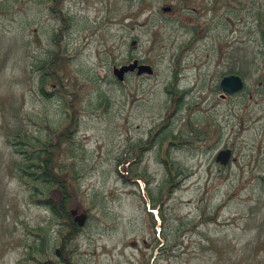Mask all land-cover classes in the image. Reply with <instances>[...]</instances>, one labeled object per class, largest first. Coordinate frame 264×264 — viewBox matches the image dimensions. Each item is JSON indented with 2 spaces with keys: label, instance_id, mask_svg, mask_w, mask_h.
Segmentation results:
<instances>
[{
  "label": "rangeland",
  "instance_id": "374dc122",
  "mask_svg": "<svg viewBox=\"0 0 264 264\" xmlns=\"http://www.w3.org/2000/svg\"><path fill=\"white\" fill-rule=\"evenodd\" d=\"M218 3L210 11L211 0H65L72 60L57 92L74 99L78 116L71 215L84 212L85 222L62 254L53 247L52 263L264 264V95L256 85L264 30L262 38L239 0ZM111 8L128 17L105 21ZM55 26L46 0L0 21V264H36L26 247L50 216L16 178L6 137L64 121L60 99L38 92L32 65ZM104 38H118L111 54ZM134 58L153 73L109 84L113 65ZM232 69L246 89L222 97L218 82ZM226 147L232 154L221 165L215 155Z\"/></svg>",
  "mask_w": 264,
  "mask_h": 264
},
{
  "label": "trees",
  "instance_id": "16d2710c",
  "mask_svg": "<svg viewBox=\"0 0 264 264\" xmlns=\"http://www.w3.org/2000/svg\"><path fill=\"white\" fill-rule=\"evenodd\" d=\"M257 1L244 0V2H241L239 0V4L244 3V8L252 14L254 27L260 31L263 38L264 0ZM34 2L36 0H0V21L12 20L15 15L19 14L20 8L28 4L33 5ZM64 2L65 0H46L50 13L56 16V26L49 33V43L44 54L38 61L32 62L34 70L38 72V92L44 97L52 99L58 97L61 100H59V103L63 107L62 114L64 117L62 120L64 121H61L58 127L47 125L48 128L38 132L37 135L34 134V131L29 132L25 129L12 128L13 130L9 131L6 137V143L18 155L13 166L16 178L26 186L30 201L47 209L50 215L49 220L43 226H39L34 230L33 239L30 245L26 247V258L35 259L36 264H60L52 263L49 260V254L53 251V247L59 245V251L62 254L72 237L80 231L79 225L73 221L71 215L74 185H76V180L81 173L76 164L77 162L74 160L76 148H73L71 144L78 116H76L73 106L74 99L67 100L64 95L58 94L63 87V80L67 78V75L62 72L63 68L68 69L72 60L69 53V43L66 41V33L72 26V16L67 13V9H64ZM218 2L219 0H211V5H206L205 9H215L216 4H219ZM240 6L242 8L241 4ZM106 12L107 19L104 17L105 21L122 22L128 17L127 14H121L118 10L112 8L106 10ZM25 17H28V14ZM106 28L107 26L105 28L100 26V29H104V31H106ZM107 38H104L103 41V45H105L104 52L111 54L116 47L115 44L118 38L117 40L115 38L107 40ZM30 42L31 39L29 44ZM110 58L113 61L114 57L110 56ZM176 73V70L172 72L171 83L177 81ZM228 73H237L243 78L245 77L240 70L232 69ZM105 79L109 84L119 83L112 73H108ZM51 85L55 86V89H52L53 91L48 89L47 91V87H52ZM256 85L257 90L260 89L259 91H262L264 95L263 72H259ZM244 89H246V86H244ZM168 91L170 92V90ZM179 92L176 88L170 93L174 95L175 110L179 105L176 100ZM69 94L74 96L73 92H69ZM100 104L108 105L106 95L100 100ZM197 135L204 136L206 131L204 133L198 131ZM164 139H168V134L165 135ZM125 158L127 156H124L123 159ZM119 170L117 169L118 172ZM122 180L126 182L125 178ZM148 194H151L150 191H148ZM149 200L151 202L155 201L152 197ZM53 254L56 255V253ZM61 262L69 264L66 260H61Z\"/></svg>",
  "mask_w": 264,
  "mask_h": 264
},
{
  "label": "water",
  "instance_id": "95a60500",
  "mask_svg": "<svg viewBox=\"0 0 264 264\" xmlns=\"http://www.w3.org/2000/svg\"><path fill=\"white\" fill-rule=\"evenodd\" d=\"M132 1H135V0H132ZM163 9L168 10L169 7L168 6L163 7ZM134 43H135V40H131V44H134ZM134 68L136 69L137 74H140V73L149 74L152 72V68L148 64L138 63L136 59H134L131 63L123 64L119 67H114L112 69V72L119 80H122L123 73L129 70H133ZM218 85L222 91L221 94L228 95V94H232V93L240 91L244 86V81L241 78V76L237 74H227L221 77V79L218 82ZM229 157H231L230 150L226 148V149L220 150L217 153L215 159L216 161H220L221 163H226ZM84 218H85V215L82 212L80 214L74 215L73 217V219L79 225L83 224Z\"/></svg>",
  "mask_w": 264,
  "mask_h": 264
},
{
  "label": "flooded vegetation",
  "instance_id": "af4514ba",
  "mask_svg": "<svg viewBox=\"0 0 264 264\" xmlns=\"http://www.w3.org/2000/svg\"><path fill=\"white\" fill-rule=\"evenodd\" d=\"M168 11H170V9H169ZM168 11H166V12H168ZM210 11H211V10H210ZM127 74L132 75V74H134V71H130V72H128ZM127 74H126V75H127Z\"/></svg>",
  "mask_w": 264,
  "mask_h": 264
}]
</instances>
